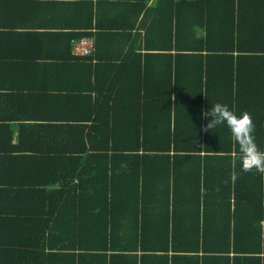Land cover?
<instances>
[{"label": "trees", "instance_id": "1", "mask_svg": "<svg viewBox=\"0 0 264 264\" xmlns=\"http://www.w3.org/2000/svg\"><path fill=\"white\" fill-rule=\"evenodd\" d=\"M79 18L0 22L4 72L71 77L24 68L14 105L0 95V264H264V175L201 116L249 112L264 151V0H85Z\"/></svg>", "mask_w": 264, "mask_h": 264}, {"label": "crops", "instance_id": "2", "mask_svg": "<svg viewBox=\"0 0 264 264\" xmlns=\"http://www.w3.org/2000/svg\"><path fill=\"white\" fill-rule=\"evenodd\" d=\"M83 1L85 0H0V22L3 23V22L12 21V22H17V23H20V22L27 23L26 26L24 25L14 26L17 29H20V27H28L29 29L32 28V30H40V29H46V28L51 29L52 28L51 26H54L53 28L59 29L61 31L62 29L67 30L68 27H62V26H66V24L81 22L79 15L82 13V2ZM91 1H94V0H91ZM62 16L65 18L63 20H60ZM55 19L57 20L52 22ZM51 22L55 23V25H52ZM59 24H61L62 26L60 27ZM0 27H2V24H0ZM108 46L111 48H116L117 45L114 42H111V43L108 42ZM0 47H2V45H0ZM38 47H40V45H37L33 48H37L36 50H38L39 49ZM38 63H41V60H37L35 64H32L27 67L23 65V67L26 68L28 71L32 69L30 71V75L26 79V77L22 76L25 72L24 68L21 70L19 69L18 71L14 69L10 71V69H8L6 72H4V69L7 68L10 64L6 63L3 58H0V95H2V99L4 100V103H9L10 105L11 104L14 105V103L16 102V100L14 99L16 98L14 94L16 93V95L18 96V91H19L18 84L19 83L17 79L19 80V78H22V80L26 79L23 82V84L31 85V86L36 85L37 83L41 82V80L43 79L44 80L43 84L45 85V88L48 87L50 84H54L56 86V84L64 82L65 78H67L68 80L71 79L69 75H65V72H63L62 75H60L59 73L53 72V70H57L59 72L62 71L60 69L59 70L56 69L54 65H51V66L48 65V68L47 70L45 69L46 70L45 71L44 70L45 65H39ZM36 64L39 66H37ZM15 66H18V65H15ZM40 68H43V76L42 78H40L39 76V78H37L36 80V77H38V74L36 72ZM63 70L65 69L63 68ZM13 71H16V73L20 72V75H18L17 77V75ZM11 87L13 88L12 90L13 94L11 96H8L5 93H9L8 91H10L9 89ZM28 92H29L28 94L29 97L32 96L36 98V96L38 97L45 96L44 92H41V93L38 92V95H36V92H33L31 90ZM31 92H32V95H31ZM23 93L24 91H21V94ZM4 96H6V98ZM21 96L26 97V95H21ZM45 104H48V100L45 102ZM3 108L5 109V106L4 107L0 106V109H3ZM11 109L13 108H10L9 111L5 109L4 112L6 114H9L13 112V110ZM64 111L69 112L68 109H64ZM16 128H17L16 126H13L12 142L16 141V135H17ZM2 136L3 134H0L1 139H2ZM26 141L25 143L28 146L26 151L34 152L35 151V146L33 145L34 137L28 134L26 136ZM0 148H3V144H2V147ZM6 239L7 237L5 236V232L4 231L0 232V247L4 245V243L6 242ZM6 244L7 243H5V245Z\"/></svg>", "mask_w": 264, "mask_h": 264}, {"label": "clouds", "instance_id": "3", "mask_svg": "<svg viewBox=\"0 0 264 264\" xmlns=\"http://www.w3.org/2000/svg\"><path fill=\"white\" fill-rule=\"evenodd\" d=\"M201 116L207 121L202 125V129L208 132L218 126L226 125L230 130L233 141L238 145V155L233 159L235 168L238 159L242 166V171L250 172L255 169L264 175V151H261L255 143V124L249 112L243 111L237 114L231 110L226 103L216 102L210 109L202 110ZM238 174L233 171L230 175L234 183Z\"/></svg>", "mask_w": 264, "mask_h": 264}, {"label": "built area", "instance_id": "4", "mask_svg": "<svg viewBox=\"0 0 264 264\" xmlns=\"http://www.w3.org/2000/svg\"><path fill=\"white\" fill-rule=\"evenodd\" d=\"M95 49V39L92 35H84L73 40L72 52L75 54H89Z\"/></svg>", "mask_w": 264, "mask_h": 264}]
</instances>
